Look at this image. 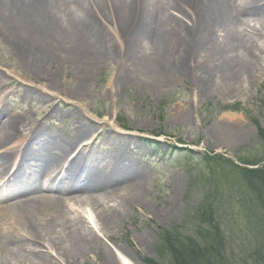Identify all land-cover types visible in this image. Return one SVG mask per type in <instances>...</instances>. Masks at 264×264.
Here are the masks:
<instances>
[{
    "label": "bare ground",
    "instance_id": "obj_1",
    "mask_svg": "<svg viewBox=\"0 0 264 264\" xmlns=\"http://www.w3.org/2000/svg\"><path fill=\"white\" fill-rule=\"evenodd\" d=\"M77 2L72 6L67 0H0V29L7 38L3 42L18 56L24 73L17 80L23 90L32 87L58 96L62 67H80L72 79H77L75 88L67 91L85 99L90 95L91 65L99 67L102 58H114V50L108 47V38L114 35L128 40L121 52L126 64H121L119 54L116 57L121 72L115 81L135 83L155 93L188 79L197 97L215 91L213 94L227 99L228 94L242 93L264 67V0ZM4 66L0 65V72H5ZM2 84L0 77V87ZM73 105L78 123H73L70 131L54 132L30 120L29 110L13 114L0 98V177L11 164L16 173L20 168L24 173L36 161L30 178L36 180L43 170L49 172L43 177L61 183L54 187L56 194L40 184L29 192L21 189L14 200L6 202L7 222L22 229L21 239L26 245L18 249L0 243L4 249L0 264H61L47 257L50 252L45 253L44 248L57 249L67 264L91 252L99 237L83 217L66 211L69 203L89 204L98 214L103 232L120 222L136 204L143 212L158 214L144 201L153 188H147L146 174L127 150L112 145L104 153L89 147L90 141L78 144L81 137H98L99 133L95 129L90 134L96 124L79 105ZM47 109L46 119L56 118L55 109ZM234 127H223L224 136L237 138L240 132L233 131ZM101 136L106 140L103 133ZM18 179L27 187L35 185ZM174 186H178L177 179ZM24 248H29L28 254L22 252ZM99 250L104 249L99 246ZM106 252L108 264L119 263L112 251Z\"/></svg>",
    "mask_w": 264,
    "mask_h": 264
},
{
    "label": "rangeland",
    "instance_id": "obj_2",
    "mask_svg": "<svg viewBox=\"0 0 264 264\" xmlns=\"http://www.w3.org/2000/svg\"><path fill=\"white\" fill-rule=\"evenodd\" d=\"M3 38L7 40L0 29V65H5L6 74L14 75L11 80L7 75L3 77V82H11L7 88L10 91L9 109L18 114L25 107L30 111L31 120L38 121L47 113L41 108L46 105L40 100L41 92L19 87L15 78L20 79L24 71L18 56ZM122 38L109 36L108 47L114 50V58L107 61L102 58L104 62L99 67L91 65L90 95L85 99L68 92L75 88L77 79H72L80 67L70 70L62 67L60 94L54 97L52 107L56 108L58 118L66 127L72 125L71 118L75 116L72 104L76 103L102 126L103 133L107 134L111 129L118 131L120 136L112 137L109 142L98 138L96 147L105 148L114 142L125 146L129 156L139 162L135 165L146 174L147 188H153L144 201L158 214L152 216L143 212L136 204L120 222L103 232L101 220L89 204L71 203L66 211L71 216L83 217L86 226L98 235L99 242L91 252L69 264H108L106 250L112 251L118 264H171L169 245L173 238L179 232L193 229L200 221L202 224L198 211L209 207L214 197L222 193L225 184L218 179L224 176L218 173L227 170L224 167L229 163L243 166L245 161L264 156V67L247 83L248 87L244 86L242 93L228 94L227 99L213 94L215 91L197 97L188 79L168 84L155 93L135 83L126 85L119 79L115 81L121 72L116 57L121 56L125 50L122 44L128 41ZM123 57L122 65L126 64ZM127 66L130 65L127 63ZM227 125L235 126L233 131H239L240 135L225 137L222 128ZM145 138L156 140L158 144L147 145ZM175 146L179 150L174 151ZM256 166L263 167L264 161L251 165ZM229 171L224 173L231 178ZM175 179L178 180L177 187L174 186ZM8 212L7 209L0 212V243L22 249V245H26L21 239L24 232L7 222ZM99 246L104 250H99ZM44 249L45 253L50 252L47 257L67 264L59 258L57 249ZM22 252L28 254L29 248ZM2 253L4 249L0 246V255Z\"/></svg>",
    "mask_w": 264,
    "mask_h": 264
},
{
    "label": "trees",
    "instance_id": "obj_3",
    "mask_svg": "<svg viewBox=\"0 0 264 264\" xmlns=\"http://www.w3.org/2000/svg\"><path fill=\"white\" fill-rule=\"evenodd\" d=\"M262 161L264 156L244 163ZM238 173L233 176L241 178L233 183L229 197L218 193L209 207L198 211L203 223L173 238L171 264H264V166ZM235 200L240 209L234 207Z\"/></svg>",
    "mask_w": 264,
    "mask_h": 264
}]
</instances>
